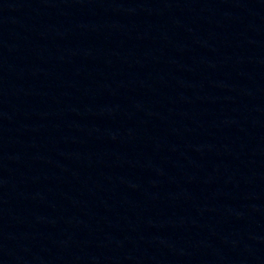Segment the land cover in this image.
Instances as JSON below:
<instances>
[{"label": "water", "instance_id": "1", "mask_svg": "<svg viewBox=\"0 0 264 264\" xmlns=\"http://www.w3.org/2000/svg\"><path fill=\"white\" fill-rule=\"evenodd\" d=\"M0 264H264V0H0Z\"/></svg>", "mask_w": 264, "mask_h": 264}]
</instances>
